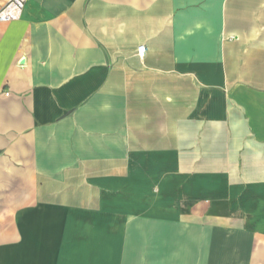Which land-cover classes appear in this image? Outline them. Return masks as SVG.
Here are the masks:
<instances>
[{
	"label": "crops",
	"instance_id": "obj_1",
	"mask_svg": "<svg viewBox=\"0 0 264 264\" xmlns=\"http://www.w3.org/2000/svg\"><path fill=\"white\" fill-rule=\"evenodd\" d=\"M0 264H264V0L0 23Z\"/></svg>",
	"mask_w": 264,
	"mask_h": 264
},
{
	"label": "built area",
	"instance_id": "obj_2",
	"mask_svg": "<svg viewBox=\"0 0 264 264\" xmlns=\"http://www.w3.org/2000/svg\"><path fill=\"white\" fill-rule=\"evenodd\" d=\"M26 2L27 0H9L0 9V23H8L19 20L24 12ZM137 55L140 59H144L146 55V47H139Z\"/></svg>",
	"mask_w": 264,
	"mask_h": 264
},
{
	"label": "rangeland",
	"instance_id": "obj_3",
	"mask_svg": "<svg viewBox=\"0 0 264 264\" xmlns=\"http://www.w3.org/2000/svg\"><path fill=\"white\" fill-rule=\"evenodd\" d=\"M231 18V20L233 19V17H230ZM235 18V17H234ZM216 33H214V39L216 38V35H215ZM250 34V36H251V34L252 33H248V35ZM246 38H248L247 36H246ZM251 38V37H250ZM229 41H237L238 39H240V37H239V35H237V33H229ZM217 49L216 48H214V51H216ZM230 51H231V49H230Z\"/></svg>",
	"mask_w": 264,
	"mask_h": 264
}]
</instances>
